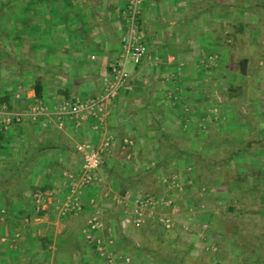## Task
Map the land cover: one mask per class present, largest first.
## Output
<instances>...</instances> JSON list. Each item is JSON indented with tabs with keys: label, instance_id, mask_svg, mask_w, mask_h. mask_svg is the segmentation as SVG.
Segmentation results:
<instances>
[{
	"label": "crops",
	"instance_id": "1",
	"mask_svg": "<svg viewBox=\"0 0 264 264\" xmlns=\"http://www.w3.org/2000/svg\"><path fill=\"white\" fill-rule=\"evenodd\" d=\"M129 1L0 0V97L4 96L5 91H10L14 107L16 101L13 95L18 93L22 109L34 99L41 100L48 109H52L63 101L72 102L98 96L110 80V65L120 50V36L125 29L124 16ZM141 3L137 24L147 53L139 65H128L129 80L126 86L107 106L106 131L115 134L114 131L123 128L125 139L129 137L127 140L131 145L134 142V147L144 148L155 142L153 124L158 123L175 136L177 130H183L187 125L188 128L201 127L198 113L210 102L199 100L201 89L196 84L202 85L206 79L194 73L195 66L201 64L199 59L205 54L215 55L220 50L221 56L218 57L226 63V50L233 45L241 46L244 42L233 41L234 36L240 40L245 39L249 44L259 42L262 47L264 30L249 29L248 26L254 27L260 22L263 24L264 0H141ZM238 22L241 25L240 32L233 28ZM37 84L41 88V98L35 96ZM254 113L259 115L257 110ZM50 129L59 133V130L43 126L40 122L26 121L21 125H11L4 134L6 141L0 142V162L10 161L11 166L17 164L20 157L24 156H19V144L22 153L29 146L38 150L46 143L45 137ZM88 132L86 126L76 129L70 125L60 131L64 139L69 140L68 145L75 153L76 145L87 143V139L74 140ZM86 138H92L93 141H89L91 145L97 143L94 136ZM123 141L121 147H118L120 141L112 142L102 168L108 164L114 148L123 153L128 146H124ZM62 144L66 143L61 139L55 142V150H41L34 156L29 172L25 171L23 198L10 206L11 217L5 216V206L1 200L3 186L0 185V264H107L93 250L86 237L87 221L98 212L102 227L108 214L107 209L111 207L115 213L116 209L112 205L125 192L122 187L129 182V176H121L127 180L120 182L116 176L111 182L110 175L100 170L103 178L97 182L95 174L101 167L98 168L90 187L79 198L81 213L62 219L51 203L55 197L61 198L65 194L63 176L66 169L71 167L68 165L71 155L61 148ZM76 154L73 155L76 165L71 167V171L77 170L82 162L81 155ZM134 159L140 163L141 169H134L136 173H132L130 168L131 173L128 175L141 177L144 169L153 166L156 155L150 152V155L146 154L141 159L135 156ZM172 161L179 172L189 169L188 166L184 168L181 164L183 161L177 158ZM59 162L62 164L61 171H55L53 164ZM155 172L161 185L162 192L159 195L170 197L160 169ZM105 182L108 183L109 192L104 193L103 197L113 194L107 200L112 205L101 204V197L93 194L95 184L100 186ZM45 185L50 187L46 191H52L53 197L42 205L41 212L32 214L30 188L41 189ZM116 186H121L116 191L118 194L113 191ZM207 193L212 194L208 195L209 203L191 216L195 223L188 224L195 227V224L203 222L206 227L210 221H214L213 231L211 229L209 235L219 244V253L215 258L220 264H237L236 261L242 258L241 250L236 239L228 236V223L221 221L224 226L215 224L226 209L225 189L213 186L207 188ZM182 194L184 196L186 193ZM208 198L204 196L199 201ZM210 202H213V207L209 205ZM119 213L115 215L120 219ZM81 217L84 218L83 222L80 221ZM114 221L119 228L122 227V232L123 223H120L121 226L119 221ZM108 222L111 223L112 219ZM156 228L154 221L149 220L133 231L145 232L149 229L155 232ZM185 229L187 232L175 233L180 237L179 241L174 236L167 240L168 252L159 249L165 243L162 236L147 235L145 238L152 241V247H149L141 244L137 236L128 242L130 239L125 236L129 233L124 236L118 233L114 235L116 241L110 264H126V260L129 263L130 259L132 264H181L183 256L197 258V264H212L214 259L200 247L197 235ZM99 231L95 233L96 236L100 235ZM148 239L145 242L148 243ZM169 245H176L178 254L169 252ZM245 258L254 261L251 256L245 255Z\"/></svg>",
	"mask_w": 264,
	"mask_h": 264
},
{
	"label": "trees",
	"instance_id": "2",
	"mask_svg": "<svg viewBox=\"0 0 264 264\" xmlns=\"http://www.w3.org/2000/svg\"><path fill=\"white\" fill-rule=\"evenodd\" d=\"M233 28H236L237 32H240V23L238 22ZM248 28L259 29L263 32L264 22L263 24L260 22L254 27L248 26ZM262 36L264 38V32ZM233 41L239 42L242 40L234 36ZM258 43L255 45L249 43L242 44L241 46L239 44H237V46L233 45L232 48L226 50L227 62L223 65L227 71L249 78L251 82L254 81V88L256 89L260 87V79L264 76V67H262L264 61V43L262 47ZM229 46L231 47V45ZM221 51L222 50L216 51L217 53L215 55L218 59L221 56ZM216 63L220 64L219 61H216ZM215 70L216 69H213V67L205 66L206 74H209L208 77L211 78V81L208 83L206 89L201 91L199 100L200 102H210L207 103V105L213 103L215 107L218 105L219 107L228 108V114L231 118L233 117L235 121L233 124L241 127V135L236 136L235 129H225L222 127L218 130L213 127L217 126V124L206 123L207 125H205L201 133V138L203 139L200 141L204 143V141L215 140L214 142L218 146L223 145V147L215 148L213 149L214 151L203 154L201 151L200 153L198 150L191 147L188 142L189 140H186L184 137L170 134L158 123L155 125L153 124L152 134L155 136L154 141L158 147L155 163L146 173L142 176L140 175L141 177H139V179L142 180L141 178H144L148 181V189L150 190L146 194L163 196L159 195L162 191L160 192L155 189L160 184V180L157 179L155 171L156 169H161L166 176V185L168 187L166 191L171 190V197L169 198L173 199V191H176V188L174 189V187L170 185L172 176L174 172H176L177 177L179 176L185 182L189 181L191 183L189 187L195 186V188H197L196 198L198 199H196L195 202L199 201V199L204 196L208 198L209 193H207V188H213V186L224 187L226 209L221 213V219L229 224L227 225L229 238L233 236L240 246V256H242V258L236 261L237 264H246L247 261L248 264H264V117L260 118L256 116L257 114H255L250 107L247 108L248 102L255 103V100H260V98H257L254 91L246 95L241 89L242 87L236 83H231L227 88H219L216 85V77L211 75ZM258 95L261 94L258 93ZM35 96L39 98L42 96L41 88L38 84L35 86ZM11 98L12 93L10 91H5L4 96L0 97V107L5 106L7 110L10 111L21 110V97L16 99L13 95V100L16 101V103L14 102L16 107L12 104ZM207 105L203 107L206 109L208 107ZM199 116L201 118L208 117L210 113L203 114V112H200ZM25 122L26 121H23L12 125H21ZM9 127H7V129L0 127V142L6 141L4 134ZM111 135L113 138L112 142L120 141L118 147H121V141L126 138L123 128L119 129L118 133H112ZM61 139L67 144H62L61 148L72 156L74 154L77 155V152L75 153L74 149L71 146L69 147V140L64 139V135L60 133V131L58 133L50 129L45 137L46 143L38 148V150H33V148L29 146L28 149L22 153V146L19 144V156L21 154L24 156L22 160L20 158L17 164L11 166L10 161L0 162V185L3 186L1 188V200L5 206L4 212L6 217L12 216L10 213V206L23 198L22 194L25 190L22 185H24L26 180L25 171L29 172L30 163L35 159L34 156L41 150H55V142ZM200 148L205 147L200 146ZM173 158H177L181 161L188 159L190 163L189 169L184 172H179L172 161ZM8 167L10 169H6ZM171 168L175 169V171L171 170ZM149 173L152 175H149ZM29 178L32 180L33 177L30 175ZM121 179L123 181L126 180V178ZM49 188L50 187L47 185L43 186L41 189L30 188L32 194L30 205L32 214L41 212L40 209L36 210L33 195L43 193ZM172 201L175 203L174 200ZM115 208L116 207H114V209ZM119 212L120 210L116 209L115 213L117 215L120 214ZM216 223H220L221 226H224V223L220 220H216L215 224ZM209 225L211 230L214 227V221H210ZM173 232L174 230L172 229H162L161 236L164 237L165 240L168 236H174L179 241L180 237H177ZM97 237L99 236H96V238ZM164 242L163 239V243ZM90 243L93 250L96 252L95 241L92 240ZM169 246L171 249L169 252L178 254L175 248L176 245L173 247L171 245ZM159 249H162V246H160ZM218 250L212 254V259H216L215 257H217L219 253ZM245 255L253 257L254 261L246 260ZM212 259L208 258V260ZM216 260L219 261L218 259ZM182 263L193 264L190 258L184 256L182 257L181 264ZM126 264H132V261Z\"/></svg>",
	"mask_w": 264,
	"mask_h": 264
},
{
	"label": "built area",
	"instance_id": "3",
	"mask_svg": "<svg viewBox=\"0 0 264 264\" xmlns=\"http://www.w3.org/2000/svg\"><path fill=\"white\" fill-rule=\"evenodd\" d=\"M140 5L141 0L129 1L124 16L125 29L120 36V50L110 65V80L98 96L85 100L75 99L72 102L63 101L52 109H48L38 99H34L18 111L7 110L5 106L0 107V127L4 129L12 124L30 121L40 122L43 126L53 127L59 131H63L67 125L76 129L86 126L96 137L97 143L94 145L90 142L76 145L75 149L81 155L82 162L77 170L64 173L62 183L66 190L65 194L61 195L60 199H56L54 204L51 202L54 211L60 217L76 216L82 211L79 198L90 187L94 180V172L104 164L110 152L113 138L106 131L107 106L126 86L129 80L128 65H139L147 53L138 32L137 19ZM15 98L19 99L20 95L15 94ZM130 144V141L124 139V146ZM170 186L178 188L176 175L172 176ZM52 197V191L34 194L36 210ZM118 203L122 209V223L130 227H138L150 220L163 229H172L174 214L178 211L177 205L167 196L138 195L131 194L130 191H125ZM161 210L168 212L163 213L160 212ZM100 229L98 212H96L87 221L86 237L89 242L95 241L98 256L110 264L113 260L112 236L108 235L107 239L96 238L95 233ZM205 249L215 250V247L208 245ZM127 262L128 260L125 263Z\"/></svg>",
	"mask_w": 264,
	"mask_h": 264
},
{
	"label": "rangeland",
	"instance_id": "4",
	"mask_svg": "<svg viewBox=\"0 0 264 264\" xmlns=\"http://www.w3.org/2000/svg\"><path fill=\"white\" fill-rule=\"evenodd\" d=\"M263 22H264V20H263ZM263 40H264V38L261 39L262 42H264ZM242 41H244L243 44L247 43V42H245V39H242ZM251 44L255 45L253 43H251ZM259 45H261V44H259ZM215 57L216 56L214 54L208 53V54H205L204 57H201L199 59V60H201V64L198 66H195L194 73H197V74L201 75L202 77H205L206 81H204L202 85L196 84L195 81H192V82L195 83L196 86H199L201 91L205 90L208 83L211 81V78L208 77L209 74H206L205 66L213 67V69H216V70L211 75L216 77V80H215V81H217L216 85L219 88H222V87L227 88L230 86L231 83H236L242 87L241 89L244 91V93L246 95L248 93L251 94L254 91L256 93L257 98H260V100H255V103L254 102H252V103L248 102L247 108L250 107L252 109V111H254V112L257 110L259 112V115L257 114V116L260 118L264 117V76H262V79H260V84H259L260 87H258L256 89V88H254V81L251 82V81H249V78H246V77H243L241 75L235 74L233 72L231 73V72L227 71L225 69V67H223L225 62L222 59L220 60L217 57L216 58ZM216 61H219L220 64L216 63ZM221 62H222V64H221ZM262 67H264V61H263ZM255 80H257V79H255ZM257 90H258V92H257ZM258 93L261 95H258ZM208 108H209V110H208ZM201 112H203V114L204 113H210V116L199 118L198 121H199V124H201L200 128L193 127V126L188 128V125H187L185 128H183V130L179 129L176 132L177 136L182 135V137H184L186 140H189L188 142L190 143L191 147H193L195 150H198L199 152L201 151L203 154H208L209 152L214 151L213 149H215V148H222L223 147V145L218 146L214 142L215 140L204 141V143L202 141H200L203 139V138H201V135H202L201 133H202L203 129L205 128V125H207L206 123L217 124V126H213V127H215L218 130H220L222 127L225 129H235V135L236 136L241 135V127L238 125L235 126L236 124H233V123H235V121H234V118L233 117L231 118L230 115L228 114V108L219 107L218 105H216V107H215V105H213V103H211V104H208V107L206 109L203 108ZM259 121H260V119H259ZM109 125H110V122H109ZM118 128H119V125H118ZM145 131L147 132V130H145ZM114 132L118 133V131H114ZM87 135H89V136H87ZM84 136H82V135L78 136V137H76V139L74 141H83L85 139H87L88 143L90 140L93 141L92 138H86V137H93L94 136L90 132H88ZM137 143L139 144V142H137ZM200 146H203L205 148H200ZM155 147H156L155 142H153V144L151 143L148 146H145L144 148H140V146L134 147V142H133L132 145L130 144L126 148H124L123 153H121L120 151H117V149L114 148V151L111 152L110 160L107 162L108 164L104 165L103 168L101 166V168L97 170V172L95 174V176H97V179H98L97 182L102 181V178H103L102 175H100V170H103V171L107 172L108 175H110V177L112 178L111 182H113V179L116 176H117L119 182L123 181L121 179V176H129V177H127L129 182L125 183L126 186L124 188L122 187V189H124L123 192L126 190H129V191H134L131 194L148 195L146 193L150 189H148L149 185H148V181H146L147 179L140 180L138 176L133 177V176H130L128 174H130L131 172L136 173V171L134 169H136L137 171H139L141 169L140 163L139 162L137 163V160L135 162L134 156L137 157L138 159H141L146 154L150 155V152H151V154L153 153L154 155H156L158 147L157 148H155ZM139 148H140L141 154L138 152ZM143 153H145V154L142 155ZM20 158H22V157H20ZM181 164L184 166V168H187V166L190 167V163H189L188 159L183 160V162ZM61 165H62L61 162H59L58 164L54 163L53 164L54 170L55 171H61ZM68 165L71 167H74L76 165L74 160H73L72 155L69 158ZM71 167H70V169H71ZM130 168H131V170H130L131 172H129ZM70 169H66L67 172H73L74 171V170L71 171ZM149 169H150V167L148 169H144V171L141 173V175L146 173L147 170H149ZM172 170L175 171V169H172ZM98 172H99V175H98ZM160 172H161L162 177H164V179H165V182H164V185H165V183L167 182L165 173L161 169H160ZM149 175H152V174L149 173ZM173 175H176V172H174ZM122 178H125V177H122ZM177 183H178V186H177L178 188H176V191H173L174 192V195H173L174 199H172L175 201V204L177 205V208H178V211L174 214V218H173V220H174V225L172 228V230H174L173 233L180 234L183 231L187 232V229H185V228H188L189 229L188 232H194L195 235H197L198 242L201 244L200 247L203 249V251L205 253L209 254L208 255L209 257H211L212 254L219 249V244L216 242L215 239H213L211 237V235H209L211 232L210 227H209L210 226L209 223L206 225V227L203 225V222H200V224H198V225L195 224V227L193 225L188 224L189 222H191V223L193 222V224L195 223V220L191 216L197 214L198 211H200L202 207H204V206L206 207V204L209 203V198L206 201L201 200V201L195 202V200L198 199V198H196L197 197V194H196L197 188H195V186L189 187V185H191V183L189 181L185 182L179 176L177 177ZM99 184H101V182ZM95 185L96 186H94L95 188L93 189L94 196L97 195L95 197H99V196L101 197V199H102L101 204H104V205L111 204L110 201H107V200H108V197H110V199H111L113 194L108 195L106 197L105 196L103 197L104 193L109 192V189L107 188L108 183L107 182L102 183V185H100V186H102L101 190H99L100 186H98L97 184H95ZM110 186H111V184H110ZM113 186H114V184H113ZM129 186H130V188H129ZM160 187H161V185L159 184L155 189L160 191ZM120 188H121V186H116V188L113 191L116 192ZM170 191L171 190H168L167 192L170 194ZM182 193H186V194L183 196ZM119 195H122V193ZM177 195H179V196H177ZM209 195L212 196V194H209ZM170 197H171V195H170ZM56 199H60V197H55L52 201L53 204L56 202ZM184 200H185V202H184ZM98 202L100 203V201H98ZM118 202H119V197L116 198V201L114 202L115 205H112V204L111 205H112L113 209H114V207H117L115 209L122 211L121 206ZM209 205H211L213 207V202L212 203L210 202ZM109 208L110 209H107L108 214L105 217V219L103 220V225L100 229L101 231H99L100 232L99 237H102L101 239H107L108 235H111L112 240H113L112 248L115 245V241H116V237H114V235L116 236V235H118V233H120L121 236H124L126 233H129V235L126 234L127 236H125L126 239H130L128 242H132V239L134 240V238L137 236L138 238H140L139 240L141 241V244L148 245L149 247H152L151 246L152 241L149 240L148 238H145L147 235L161 236V234H159V233L162 232L163 228L155 222H154V225H156L159 229L158 230L156 228L154 230L155 232H150L149 229H147V231H145V232H137V231H133L136 227H130V226H126L123 224L124 230L122 232H124V233H122L121 232L122 227L119 228V226H117L116 222L114 221V220L119 221V224H120L122 222V215L120 216V219L117 218L115 213H113L111 211V207H109ZM114 211L116 212V210H114ZM160 212L164 213V212H168V211L161 210ZM60 218L65 219V218H68V216L67 217H60ZM110 219H112L113 223L108 222ZM216 220L223 221L221 218L216 219ZM80 221L83 222L84 218L81 217ZM204 230H205V232H204ZM207 230H209V231H207ZM151 231H153V230H151ZM212 231H213V229H212ZM102 233H104L105 236H101ZM147 239H148L149 244L147 242H145V241H147ZM162 239H164V241L166 243L167 240L172 239V236L171 237L168 236L166 240L164 237H162ZM165 243L162 245V249H161L162 252L163 251L166 252V250H167V243L166 244ZM208 245H214L215 250H213V249L212 250L211 249L206 250L205 247H207ZM197 260H198L197 258L191 259V262L193 264H197ZM130 261H132V259H130ZM212 264H219V261H217L215 259L214 261H212Z\"/></svg>",
	"mask_w": 264,
	"mask_h": 264
}]
</instances>
